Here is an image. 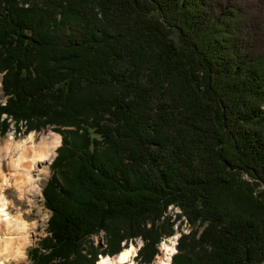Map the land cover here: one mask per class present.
<instances>
[{
    "label": "trees",
    "instance_id": "1",
    "mask_svg": "<svg viewBox=\"0 0 264 264\" xmlns=\"http://www.w3.org/2000/svg\"><path fill=\"white\" fill-rule=\"evenodd\" d=\"M0 73V134L62 136L33 264L184 221L172 264H264V0H0Z\"/></svg>",
    "mask_w": 264,
    "mask_h": 264
},
{
    "label": "bare ground",
    "instance_id": "2",
    "mask_svg": "<svg viewBox=\"0 0 264 264\" xmlns=\"http://www.w3.org/2000/svg\"><path fill=\"white\" fill-rule=\"evenodd\" d=\"M61 144V135L48 131L38 141L34 134L17 143L10 136L0 148V264H27L28 248L34 244L40 227L39 220L30 222L22 209L12 213L15 202L7 196V189L14 188L21 200L34 204L33 197L41 188L42 176L49 174ZM5 160L9 162V174L5 172ZM164 246V255L155 264H172L175 245ZM137 254V247L131 245L115 257H102L98 264H137Z\"/></svg>",
    "mask_w": 264,
    "mask_h": 264
},
{
    "label": "rangeland",
    "instance_id": "3",
    "mask_svg": "<svg viewBox=\"0 0 264 264\" xmlns=\"http://www.w3.org/2000/svg\"><path fill=\"white\" fill-rule=\"evenodd\" d=\"M1 81H2V75L0 74V85H1ZM5 100H6V97L4 96V93L2 91V86H0V104L3 103ZM24 131H25V129H23V131H22L21 134L15 133L14 124H12L11 125V131L8 134H6V135L0 134V144H1L0 145V148L2 146H5L6 145L7 140L9 139L10 136H12L14 138V141L17 143V142H21V141L25 140L31 134L36 135V141H38L39 136L41 134L45 133V132L51 131L53 133H56V132H54L52 130L51 127H48L45 130H41V131H38V132L37 131H32V132H29L28 134L26 132H24ZM5 162H7V163H4L5 172L7 174H9V172H10V167L8 166L9 165V162H8V160L7 161L5 160ZM51 176H52V170H51V165H50V172H49V174L42 176V181H41V184H40L41 185V188L40 189L38 188L35 196L33 197L34 204H29L28 201L21 200L20 197H19L18 192L14 188H13V190H11L9 188V189H7V192H8V190H9V192L8 193L6 192L7 193V196L12 201L15 202V207H12V209H11L12 213L15 214L18 209H22L23 213L26 215L27 219L30 222H33L35 220H39V222H40V227L37 230L36 236H35V239H34L35 242H34V244H32L28 248V251H27L28 254H29L30 250L33 247L38 246L39 242L43 238H45L47 236L46 229H47V223H48V221L50 219V216H51V212L46 208V206L44 204L45 203V199H44V196H43V189L47 185V183H48L49 179L51 178ZM245 179H247V177H245ZM29 211H31V213ZM169 211L171 213H173V214H176V213H179L180 212L177 208H174V207L169 208ZM178 224H179V222H177V224L175 225L176 234L173 237L164 238L161 241L160 246L158 247V254L155 256V259H154L153 264H155L156 261L161 256L164 255V247H165L164 245H167L168 247L169 246L170 247H173L175 245V248H176V245L178 244V240H179L178 238L181 237V234H189V231H188L189 230V226L186 224V221L183 222V225H182V228L183 229H182V231H181V228L180 227L178 229ZM92 240H93L95 246L98 245V244H101V245H103L102 249H105V247H106V245H105L106 240H105V237H104V234L103 233H101L99 235H96V236H93L92 237ZM131 245H135V247H137L138 252H139V250L144 246V241L141 238H139V239H137V240H135L133 242H130L128 244V247H130ZM122 246L124 247L125 246V243H123ZM176 251H177V249H176ZM107 256H109V255L100 256L99 257V260L102 257H107ZM136 263L139 264L137 257H136ZM27 264H33L32 261L29 258H28Z\"/></svg>",
    "mask_w": 264,
    "mask_h": 264
}]
</instances>
